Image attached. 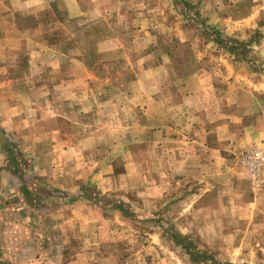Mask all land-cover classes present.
Instances as JSON below:
<instances>
[{"label": "rangeland", "instance_id": "rangeland-1", "mask_svg": "<svg viewBox=\"0 0 264 264\" xmlns=\"http://www.w3.org/2000/svg\"><path fill=\"white\" fill-rule=\"evenodd\" d=\"M95 1L102 3L103 16H81L74 54L96 55L97 75L109 78L118 70L111 82L141 93L152 91V65L159 66L149 93L155 102L132 112L140 129L155 119L163 124L166 112L172 122L178 119V111L165 107L186 86V124L173 127V138H180L175 148L181 138L201 137L208 148L207 141L218 140L219 157L208 160L202 175L175 169L171 176L163 144L148 153L145 138L137 135V160L117 166L119 174L103 193L90 191L92 215L66 222L29 217L34 231L25 243L31 247L25 255L8 253L24 239L3 234L0 264H264V159L250 170L254 149L264 157V0ZM81 3L91 6L92 0ZM63 48L71 53L69 45ZM103 52L113 58L101 61ZM12 57L0 61L2 74L19 73ZM232 142L236 149H228Z\"/></svg>", "mask_w": 264, "mask_h": 264}, {"label": "crops", "instance_id": "crops-1", "mask_svg": "<svg viewBox=\"0 0 264 264\" xmlns=\"http://www.w3.org/2000/svg\"><path fill=\"white\" fill-rule=\"evenodd\" d=\"M89 14L103 16L102 3L0 0V61L13 56L20 68L18 74L0 71V230L5 229L0 238L9 233L24 239L20 244L14 242L8 253L25 255L31 247L25 243L34 231L27 225L29 217H56L66 222V218L92 215L96 204L90 191L103 193L109 180L119 174L117 166L137 160L134 143L141 139L137 135L145 138L148 153L163 144L166 172L171 176L175 169L180 174L194 171L202 175L208 160L219 157L214 148L220 150L223 142L218 140L207 141L208 148L201 137L190 142L181 138L175 148L180 138H173V127L186 124L183 100L188 101L185 95L190 93L186 86L176 98L178 104L175 99L172 107H165V111H178V119L172 122V114L166 112L163 124L155 119L148 122L147 130L140 129L132 112L155 102L149 93L154 92L159 66L152 65V91L145 93L134 85L111 82L118 70L109 78L97 75L92 64L100 61L96 55L74 54L73 50L80 44L81 16ZM68 45L70 54L63 48ZM110 54L103 52L101 61L113 58ZM180 79L189 80L187 76ZM126 138L133 143L124 144ZM258 138L244 139L240 147ZM236 147L237 143L228 145V149ZM36 249L42 248L38 245Z\"/></svg>", "mask_w": 264, "mask_h": 264}, {"label": "built area", "instance_id": "built-area-1", "mask_svg": "<svg viewBox=\"0 0 264 264\" xmlns=\"http://www.w3.org/2000/svg\"><path fill=\"white\" fill-rule=\"evenodd\" d=\"M255 151H253L252 153V159L255 162L253 165L250 166V170L255 172L256 171V164L258 163H262L264 157H263V152L258 151L257 149H254ZM249 170V169H248Z\"/></svg>", "mask_w": 264, "mask_h": 264}, {"label": "trees", "instance_id": "trees-1", "mask_svg": "<svg viewBox=\"0 0 264 264\" xmlns=\"http://www.w3.org/2000/svg\"><path fill=\"white\" fill-rule=\"evenodd\" d=\"M186 4H187V2L185 3L184 2V5L186 6ZM218 37L216 38V40H217V42L218 43H222L223 42V40L222 39H220V37H219V35H217ZM235 46V45H234ZM241 46H243V45H241ZM236 47V46H235ZM231 52H234L235 51V49H234V47H227ZM237 48V47H236Z\"/></svg>", "mask_w": 264, "mask_h": 264}]
</instances>
